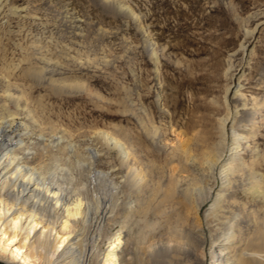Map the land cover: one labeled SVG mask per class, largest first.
I'll list each match as a JSON object with an SVG mask.
<instances>
[{
	"label": "rangeland",
	"instance_id": "1",
	"mask_svg": "<svg viewBox=\"0 0 264 264\" xmlns=\"http://www.w3.org/2000/svg\"><path fill=\"white\" fill-rule=\"evenodd\" d=\"M3 90L26 95L21 108L35 114L50 168L97 143L93 134L102 130L138 147L142 159L154 161V172L164 171L177 149L175 131L206 132L211 144L226 110L231 117L237 110L239 119L243 104L250 110L255 98L264 111V0H0ZM236 90L244 101L235 99ZM152 139L169 145L157 153ZM249 142L253 153L240 154L264 180V123ZM235 202L243 212L253 206L262 219L261 204L239 192ZM165 230L154 234L164 237ZM134 236L128 254L147 243L148 234Z\"/></svg>",
	"mask_w": 264,
	"mask_h": 264
},
{
	"label": "bare ground",
	"instance_id": "2",
	"mask_svg": "<svg viewBox=\"0 0 264 264\" xmlns=\"http://www.w3.org/2000/svg\"><path fill=\"white\" fill-rule=\"evenodd\" d=\"M234 96L244 99L239 90ZM27 102L23 93L0 95L1 264H264L259 231L264 213L257 221L253 206L247 212L235 207L239 192L264 208L263 176L253 174L252 160L240 154L253 153L249 139L264 123L255 98L250 110L243 104L239 119L237 110L233 117L226 110L211 144L206 132L175 131L177 149L159 172L138 147L102 130L93 134L97 143L77 148L73 160L50 168L43 160L50 147L35 131V114L21 108ZM156 102L166 112L158 97ZM8 105L18 111L10 112ZM168 145L160 139L151 143L157 153ZM161 227L164 237L154 234ZM138 228L148 234L147 243L128 254ZM108 231L114 234L101 251Z\"/></svg>",
	"mask_w": 264,
	"mask_h": 264
}]
</instances>
